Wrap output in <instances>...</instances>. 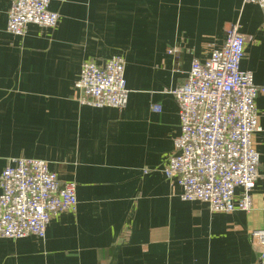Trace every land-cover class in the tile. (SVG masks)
Masks as SVG:
<instances>
[{
  "label": "crops",
  "instance_id": "0c3cea01",
  "mask_svg": "<svg viewBox=\"0 0 264 264\" xmlns=\"http://www.w3.org/2000/svg\"><path fill=\"white\" fill-rule=\"evenodd\" d=\"M9 8L0 0V177L13 159L46 161L76 184L78 207L53 218L43 239H0V264H259L250 233L264 230V95L250 213L183 201L164 168L181 133L172 92L237 23L247 40L241 69L264 84V11L244 0H54L57 27L30 25L17 37ZM117 55L127 106L81 105L82 64Z\"/></svg>",
  "mask_w": 264,
  "mask_h": 264
},
{
  "label": "built area",
  "instance_id": "2783aa9c",
  "mask_svg": "<svg viewBox=\"0 0 264 264\" xmlns=\"http://www.w3.org/2000/svg\"><path fill=\"white\" fill-rule=\"evenodd\" d=\"M9 1L7 31L14 36L24 37L30 25L55 29L59 23L60 15L50 10L54 0ZM244 2L264 11V0ZM239 28L235 24L206 61L195 59L185 83L172 92L181 133L174 139L165 177L181 188L183 201L202 202L213 213H250L261 176L253 141L261 130L256 100L264 95V84L255 85L253 74L241 69L247 40ZM125 66L121 55L101 64L84 62L75 85L78 102L124 109L129 101ZM0 187V239H43L53 218L77 211L76 184L62 182L43 160H11ZM250 240L260 249L259 264H264V230L250 233Z\"/></svg>",
  "mask_w": 264,
  "mask_h": 264
}]
</instances>
